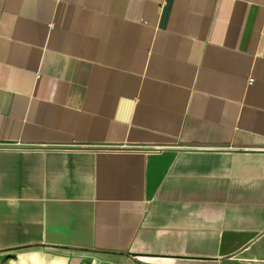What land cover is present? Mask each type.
Here are the masks:
<instances>
[{"label":"crops","instance_id":"crops-1","mask_svg":"<svg viewBox=\"0 0 264 264\" xmlns=\"http://www.w3.org/2000/svg\"><path fill=\"white\" fill-rule=\"evenodd\" d=\"M264 264V0H0L1 264Z\"/></svg>","mask_w":264,"mask_h":264},{"label":"rangeland","instance_id":"rangeland-1","mask_svg":"<svg viewBox=\"0 0 264 264\" xmlns=\"http://www.w3.org/2000/svg\"><path fill=\"white\" fill-rule=\"evenodd\" d=\"M85 261L86 262H84L83 264H105V263H101V262H99L97 260H94V258H92L90 261H88V260H85ZM0 264H1V261H0Z\"/></svg>","mask_w":264,"mask_h":264}]
</instances>
